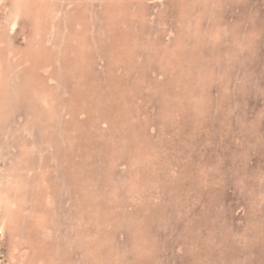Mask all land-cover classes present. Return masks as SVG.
Masks as SVG:
<instances>
[{"label": "rangeland", "instance_id": "374dc122", "mask_svg": "<svg viewBox=\"0 0 264 264\" xmlns=\"http://www.w3.org/2000/svg\"><path fill=\"white\" fill-rule=\"evenodd\" d=\"M105 1H108L110 6L109 3L114 0ZM105 1L52 0V8L55 6L60 12L56 18L60 28L54 32L52 38H48L43 32L49 28L48 25L44 28L48 23L45 17L42 18L45 23L41 22L42 19L38 23L32 16L31 18L29 14L23 13L18 19L17 31H13L7 18L15 8L14 0H0V57L4 68L0 77V91L3 92L0 96V189L7 185V178L11 175H18L20 180L23 178L21 181L29 184V181L33 182L39 177L38 170L46 168L51 191L53 196L55 195L53 206L47 207L49 215L43 228H40L35 218L29 217L27 212L21 215L17 210L11 217L6 218L5 207L0 206V264H20L23 251L20 249V253L13 252V245L19 243L29 249L22 264H30L34 258L35 261H47V251L49 252L52 246L53 251L48 254L53 257L51 262L57 264H102L101 258L97 262L102 253L103 258L106 257L103 264H112L111 257H114L115 251L116 256L122 259L119 258L121 262L125 260L126 264H264V0H209V7L204 5L205 0H187L190 4L188 9H185L186 14L189 12L188 17L179 14L182 9L180 0H122L118 3L122 10L115 13L110 12L111 9L109 10ZM195 1L199 2L198 5L194 4ZM85 6L90 10L87 11ZM83 11L85 13L82 15ZM79 16L81 19L84 16V21L86 19L91 23L86 22L87 25H83L81 21L85 30H88L85 31L83 26V30L78 28L79 35H76V38L79 42L74 41L71 44L69 40V46H72L69 47L68 43L63 42H68L66 36L72 40L75 38V33L69 30V24ZM113 18L117 21L120 19V23H116ZM41 23L43 27L41 26L40 33L43 35L40 38L46 42L36 44V32L39 33ZM213 26L219 29L218 37L211 35L214 34ZM109 27L114 28L111 30ZM226 29L229 31L226 32ZM110 30L112 33H109ZM113 33L116 34L113 36ZM86 34L89 38H86ZM87 39H90V43ZM177 41H187L181 53V64L177 58L170 64L164 63V57L172 54L166 48H156V52L150 49L153 43L161 47L162 42L168 49H174V43H179ZM78 43L81 46H89V50L87 48L82 51H88L83 54L89 63L86 70L83 68L87 73L83 69L80 70L81 68L77 69L76 64L72 68H76L75 71L64 74L65 67L61 56L66 52L65 55L71 57L70 65L72 62L75 64L74 56H70V53L72 54L73 47L79 46ZM33 44L36 46L34 49ZM66 47L69 49H65ZM14 53L19 55V64L22 67L12 68ZM120 55L126 58L127 63ZM119 56L123 61L117 59ZM26 59L29 61H24ZM110 61L113 62L112 66ZM45 62L51 64L52 74L41 72L43 80L46 82L50 75L57 79L56 83L51 85V88H54L53 96L57 97H54V103L52 102L56 116L52 120L57 118L58 122L54 120L53 125L50 124V119L48 120V107L43 108V105L39 104V96L31 92L33 86L28 81L29 74L37 71V67H41ZM141 71L144 75H140ZM190 71L191 73H188ZM140 76L144 77L141 79H145V85L141 79L139 82ZM180 78L182 82H179ZM4 82L6 88H2ZM77 83H82V86ZM9 88L12 95L9 94ZM66 91L67 96L64 93ZM73 97L75 98L72 99ZM83 97L88 99L84 101ZM59 99H65L66 102ZM86 100L87 104L83 103ZM82 105L83 108H80ZM86 106L88 108H85ZM77 108L81 109V114H78L80 111ZM106 119H109L108 122H105ZM75 137L78 138V143ZM70 141L71 145L75 143L73 148L68 144L72 151L66 144ZM24 143L30 146H25V149ZM150 147L152 151L147 150ZM144 153L151 155L149 157ZM132 164L136 167L131 166ZM142 165H145V168ZM70 167L76 170L69 171ZM71 172L73 174H70ZM75 172L79 174V178ZM141 173H146V176L143 177ZM8 174H11L10 177ZM83 177L90 178L93 186L89 180L85 184L86 179L83 181ZM77 183L80 188H88V194L87 190H80ZM125 189L130 193L128 196ZM36 192L29 188L27 194L25 193L26 199L24 198L23 202L26 209L31 206L34 209L38 207L37 201L33 199L36 197L33 193ZM10 194L13 199L20 197L15 191ZM106 194L111 195L109 197ZM123 197L125 198L122 199ZM101 198H105V202ZM44 204L43 202L39 207L44 208ZM81 208L84 209L82 214L86 220L88 218L95 221H89L88 224L82 222L86 225L82 230L78 228L82 217V214H79L82 212ZM88 214L90 218L87 217ZM104 220H111L113 224L99 228L96 222L100 221L103 225ZM97 228L100 230L97 233L98 240L95 236ZM81 234L88 235L89 239L79 240ZM39 238L43 239L44 248H40ZM135 240L142 241V247Z\"/></svg>", "mask_w": 264, "mask_h": 264}, {"label": "bare ground", "instance_id": "6f19581e", "mask_svg": "<svg viewBox=\"0 0 264 264\" xmlns=\"http://www.w3.org/2000/svg\"><path fill=\"white\" fill-rule=\"evenodd\" d=\"M54 1V0H53ZM60 1V0H59ZM105 1V0H104ZM114 1H116V0H114ZM111 2V3H109L110 4V6L108 5V1L106 2L105 1V3L109 6V10H110V12H113V13H115L117 10H122L121 8H120V6H119V4L118 3H121V1L122 0H117V2ZM158 1V0H157ZM197 1V0H196ZM196 1H195V3L194 4H197L198 5V3H196ZM200 1V0H199ZM206 2H204V5L206 6V7H209L208 6V4H209V0L207 1V0H205ZM51 2H52V0L50 1V0H14V7L15 8H13V6H11L12 8H13V11L12 12H10V14H8L9 16V18H7V20L10 22V28L14 31V30H16L17 29V27H18V19H20V17H21V15L24 13V14H29V16L33 19V20H36V22L38 21V23H39V21H41V19L43 18L44 19V17L47 19V21H48V23H46L44 26V28H46V25H48L49 26V28H47V29H45V30H47V31H45L44 29V34H46V35H48V38H52L53 37V35H54V32L55 31H57V30H59V28H60V26L58 27V23H57V21H56V18H57V15L60 13L59 12V10H57L56 8H52V4H51ZM54 3V2H53ZM57 3H59V2H57ZM104 3V2H103ZM104 3V4H105ZM203 3V2H202ZM9 4V3H8ZM56 4V3H55ZM70 4V3H69ZM90 4V3H89ZM89 4H87V5H89ZM117 4H118V6H117ZM79 5V4H78ZM43 6V7H42ZM72 6V5H71ZM91 6V5H90ZM89 6V7H90ZM180 6L182 7V9L180 10V12H179V14L180 15H186L187 17H188V15H189V12H188V14H186V10L185 9H188V7L190 6V4L188 3V1L186 0V2H184V0H180ZM186 6V7H185ZM211 6V5H210ZM43 9H42V8ZM47 7V8H46ZM57 7V6H56ZM105 7H107V6H105ZM10 8V7H9ZM11 8V9H12ZM42 10H41V9ZM52 8V9H51ZM67 8V7H66ZM81 9H82V7H80ZM80 8L78 9V10H80ZM119 8V9H118ZM199 8V7H198ZM213 7L211 6V9H212ZM216 8V7H215ZM63 9V8H62ZM85 9H86V6H85ZM105 8L103 7V10H104ZM107 9H108V7H107ZM125 8H123V10H124ZM64 10H65V7H64ZM73 10V9H72ZM78 10H75L76 12L78 11ZM87 10V9H86ZM85 10V11H86ZM90 9L88 8V10L87 11H89ZM129 10V9H128ZM61 11V10H60ZM66 11V10H65ZM70 11V10H69ZM74 11V10H73ZM85 11H83V13H81L82 15L85 13ZM108 11V10H107ZM127 11V10H126ZM143 11V10H142ZM145 11V10H144ZM143 11V12H144ZM179 11V10H178ZM64 12V11H63ZM71 12V11H70ZM82 12V11H81ZM98 12V11H97ZM105 12V11H104ZM146 12V11H145ZM144 12V13H145ZM78 13H80V11L78 12ZM78 13H76V14H78ZM106 13V12H105ZM178 13V12H177ZM199 13V12H198ZM68 14L70 15V13L68 12ZM67 14V15H68ZM72 14V13H71ZM74 14V13H73ZM72 14V15H73ZM80 14V15H81ZM109 14V13H108ZM119 13H117V15H118ZM145 14H147V13H145ZM68 15V16H69ZM182 15V16H183ZM87 15L85 14V17H86ZM103 16V15H102ZM112 16H114L113 14H112ZM148 16V15H147ZM84 16L82 17V19H81V17L79 16V17H76V19H75V21L73 22V19H72V21H70V23L71 24H69V25H71L70 27V31L71 32H73V33H75V40L73 39H71V38H69L68 36H66L67 37V39H68V42H67V40H65L66 42H63L64 44L66 43H68V46H69V44L71 43V44H73V42L74 41H78L79 42V39L78 38H76V35H79V31L77 30L78 28L79 29H81V27L83 26V25H85L86 24V22H87V20L85 19V21H84V18H85ZM88 17H89V13H88ZM104 17V16H103ZM116 17V16H115ZM121 17V16H120ZM60 18V17H59ZM142 18V17H141ZM179 19H180V17H178ZM185 17H183V19H184ZM43 19H42V21L41 22H44L43 21ZM49 19H50V21H49ZM70 19V18H69ZM89 19V18H88ZM182 19V18H181ZM32 20V21H33ZM99 20V19H98ZM113 20L114 21H117V19L115 20V18H113ZM119 20L120 19H118V21L116 22V23H118L119 22ZM178 20V19H177ZM81 21H83V25L81 24L82 22ZM110 21V20H109ZM126 21H127V19H126ZM185 21V20H184ZM35 22V21H34ZM72 22H73V24H72ZM88 22H90V21H88ZM88 22H87V24H88ZM107 22V21H106ZM111 22V21H110ZM181 22V21H180ZM45 23V22H44ZM67 23V22H66ZM91 23V22H90ZM89 23V24H90ZM120 23V22H119ZM118 23V24H119ZM184 22H182V24H183ZM9 24V23H8ZM37 24V23H36ZM62 24H64V23H62ZM86 24V25H87ZM106 24V23H105ZM112 24V23H111ZM34 25H35V23H34ZM33 24H32V27L34 26ZM37 25H39V24H37ZM66 25V24H65ZM114 25H115V23H114ZM143 25V24H142ZM192 25V24H191ZM190 25V26H191ZM42 23L40 24V27H39V29H38V31H39V33L38 32H36V44H38V43H45L46 42V40H44V39H41L40 37L43 35V34H41L40 33V31L42 30ZM110 26V25H109ZM118 26V25H117ZM128 26V25H127ZM164 26V25H163ZM185 26V25H184ZM184 26H182L183 28H184ZM194 26V25H193ZM195 26L196 27H198L197 26V24H195ZM35 27H36V25H35ZM63 27V26H62ZM62 27H61V29H62ZM87 27V26H86ZM226 27V26H225ZM7 28H8V25H7ZM34 28V27H33ZM83 28H84V30L86 29L85 28V26H83ZM88 28V27H87ZM114 28V27H113ZM113 28L111 29L110 27H109V29H111V30H113ZM116 28V27H115ZM193 29V27H190V29ZM213 28H214V26H213ZM10 29V30H11ZM49 29V30H48ZM107 29V28H106ZM106 29H105V32H106ZM109 29H107V30H109ZM185 29H187V28H185ZM184 29V30H185ZM189 29V28H188ZM191 29V30H192ZM196 29V28H195ZM199 29V28H198ZM1 30V29H0ZM35 30V29H34ZM81 30H83V29H81ZM88 30V29H87ZM87 30H85V31H87ZM102 30V29H101ZM110 30V31H111ZM227 30L228 29H226V32H227ZM17 31V30H16ZM35 31H37V30H35ZM34 31V32H35ZM61 31V30H60ZM64 31H66L65 29H64ZM109 31V33H112V31L110 32ZM115 31V30H114ZM113 31V32H114ZM180 31V30H179ZM200 31H201V29H200ZM205 31V30H204ZM229 31V30H228ZM10 32V31H9ZM33 32V33H34ZM42 32V33H43ZM190 32V31H189ZM213 32V31H212ZM211 32V33H212ZM0 33H2V32H0ZM64 33V32H63ZM180 33V32H179ZM195 33H197V32H195ZM202 33V32H201ZM206 33V32H205ZM220 32H219V29H217V28H214V34H211L212 36L214 35L215 37L217 36L218 37V34H219ZM230 33V32H229ZM12 34V33H11ZM10 34V35H11ZM65 34V33H64ZM67 34V33H66ZM82 34V33H81ZM114 34H116V33H113L112 35L114 36ZM194 34V33H193ZM34 35H35V33H34ZM82 35H84V34H82ZM87 35V34H86ZM85 35V36H86ZM179 35V34H178ZM190 35V34H189ZM200 35V33L198 34V36ZM220 35V34H219ZM4 36V35H3ZM50 36V37H49ZM71 36V35H70ZM158 36V35H157ZM180 36H182V35H180ZM213 36V37H214ZM45 37V36H44ZM73 37V36H72ZM193 37H195V36H193ZM205 37H206V35H205ZM221 37V36H220ZM86 38H89L88 37V35H87V37ZM183 38H184V36H183ZM186 38H187V36H186ZM202 38H204V35H203V37ZM108 39V38H107ZM123 39V38H122ZM160 39V38H159ZM178 39H180V38H178ZM206 39V38H205ZM208 39V38H207ZM50 40V39H49ZM69 40H71V42L69 41ZM88 40V39H87ZM90 40V39H89ZM89 40H88V42H89ZM109 40V39H108ZM107 40V41H108ZM147 40V39H146ZM195 40H197V39H195ZM208 40H210V38L208 39ZM219 41H220V39H218ZM236 40V39H235ZM45 41V42H44ZM51 41H52V39H51ZM92 41V40H91ZM118 41V40H117ZM2 42H3V40H2ZM70 42V43H69ZM75 42V45L77 44ZM85 42V41H84ZM92 42H94V41H92ZM98 42V41H97ZM177 42H179V43H174V49H175V47H176V49H175V51H174V49L173 48H170V49H168L167 48V45H165V44H163V42H162V44H161V47H160V45H158L157 43H153V46L150 48L152 51H155L156 50V48L158 49H161V50H164L163 48H166L168 51H169V53H172L169 57L167 56H165L164 58H165V62L164 63H168V64H170L171 63V61L174 59L175 60V58H177V60H179V64H181V53H182V51H183V49H184V47H185V45H187V41H186V43H180V41H177ZM215 42V41H214ZM234 42V41H233ZM0 43H1V40H0ZM90 43V42H89ZM88 43V44H89ZM116 43H118V42H116ZM46 44H48V43H46ZM79 44V46H75V47H73L72 48V54L70 53V56L72 55V56H74L73 57V59H74V61H76L75 62V64H74V62H72V65H70V60H71V57H68V56H66L65 54H66V52H64L63 54L65 55H62L61 56V58H62V62L64 63H61V64H63L62 66L63 67H65L63 70H64V74H70L71 73V71L72 70H74V69H72L73 68V66L74 65H76L75 67H77V69H80V70H82L83 68L85 69V68H87V66H88V64L89 63H87V61L85 60L86 58H85V56L83 55L84 53H86V51L87 50H89V46L87 45V46H84V44L81 46V44L80 43H78ZM92 44H94V43H92ZM97 44V43H96ZM98 44H99V42H98ZM111 43H109V46H111L112 47V45H110ZM141 44V43H140ZM1 45V44H0ZM3 45V44H2ZM50 45V44H49ZM144 45V44H143ZM195 45V44H194ZM60 46H62V45H60ZM59 46V47H60ZM67 46V45H66ZM91 46V45H90ZM122 46H124V45H122ZM50 47H51V45H50ZM58 47V48H59ZM69 47H72V46H69ZM93 47H94V45H93ZM107 47H108V45H107ZM131 47V46H130ZM133 47V46H132ZM145 47V46H144ZM1 48V47H0ZM34 48H36V46H35V44H33V46H32V49H34ZM54 48V47H53ZM62 48V47H61ZM88 48V49H87ZM31 49V48H30ZM44 49V48H43ZM65 49H69L68 47H66ZM83 49H87V50H84L85 52H83L82 53V51H83ZM112 49V48H111ZM140 49V48H139ZM158 49V50H159ZM187 48H185V50H186ZM2 50L5 52V50L2 48ZM7 50V49H6ZM37 50V49H36ZM53 50V49H52ZM59 50V49H58ZM123 50V49H122ZM142 50H143V48H142ZM148 50V49H147ZM160 50V51H161ZM7 51H9V50H7ZM39 51V50H38ZM47 51V50H46ZM79 51H81L80 53H79ZM92 51V50H91ZM112 51V50H111ZM141 51V50H140ZM167 51V52H168ZM40 52V51H39ZM44 52H45V50H43V54H44ZM50 52V51H49ZM53 52V51H52ZM88 52V51H87ZM90 52V51H89ZM156 52V51H155ZM162 52V51H161ZM177 52V53H176ZM13 53V52H12ZM17 53H19V52H17ZM46 53V52H45ZM55 53V52H54ZM103 53V52H102ZM128 52H124V54H127ZM158 53V52H157ZM168 53V54H169ZM19 54H21V53H19ZM42 54V53H41ZM50 54H52V53H50ZM59 54V53H58ZM80 54V55H79ZM120 54V53H119ZM129 54V53H128ZM139 54V53H138ZM143 54H144V52H143ZM33 55L34 56H36L34 53H33ZM38 55H39V53H38ZM45 56H46V54H44ZM48 55V54H47ZM109 55H111V54H109ZM137 55V54H136ZM135 55V56H136ZM140 55V54H139ZM150 55V54H149ZM162 55V54H161ZM8 56V55H7ZM12 56V55H11ZM13 56H15L14 57V64H13V62H12V68H16V67H20L21 65L19 64V59H18V56L19 55H17L16 53H14V55ZM40 56V55H39ZM43 56V55H42ZM121 56V55H120ZM120 56H119V58L117 57V59L118 60H120L121 58H120ZM126 56H128V55H126ZM134 56V55H133ZM122 57V56H121ZM158 57H159V55H158ZM110 58V57H109ZM124 57H122V59H123ZM136 58V57H135ZM88 59V58H87ZM99 59V58H98ZM98 59H97V61H98ZM111 59V58H110ZM113 59L115 60V58L113 57ZM116 59V60H117ZM125 60L124 61H126V63H127V60H126V58H124ZM128 59H129V56H128ZM138 59V58H137ZM140 59H141V57H140ZM152 59L153 60H155L154 59V57L152 56ZM35 60V59H34ZM90 60V59H89ZM92 60V59H91ZM94 60H95V58H94ZM6 61H8V60H6ZM11 61V60H10ZM24 61H29V59H26V60H24ZM58 61V60H57ZM120 61H123V60H120ZM140 61V60H139ZM35 62V61H34ZM37 62V61H36ZM35 62V63H36ZM39 62V61H38ZM92 62V61H91ZM111 62V61H110ZM119 62V61H118ZM117 62V63H118ZM177 62V61H176ZM186 62V61H185ZM7 63V62H6ZM31 63V62H30ZM95 63H96V61H95ZM112 63L113 62H111V65L110 66H112ZM121 63H123V62H121ZM120 63V64H121ZM133 63V62H132ZM151 63H153V61L151 62ZM157 63V62H156ZM8 64V63H7ZM57 64H59V63H57ZM61 64H60V67H61ZM108 64H109V62H108ZM184 64V63H183ZM54 65H56V62L54 63ZM144 65H146L145 63H144ZM150 65V64H149ZM152 65V64H151ZM166 65V64H165ZM8 66V65H7ZM23 66H24V63H23ZM32 66H35V65H32ZM38 66V65H37ZM139 66V65H138ZM137 66V67H138ZM141 66V65H140ZM153 66V65H152ZM177 66H178V64H177ZM183 66V65H182ZM189 66V65H188ZM22 67V66H21ZM29 67V66H28ZM58 67V66H57ZM79 67V68H78ZM91 67H92V64H91ZM118 67V66H117ZM142 67V66H141ZM175 67V66H174ZM36 68V67H35ZM50 68H51V64L50 63H48V62H45V63H43V65L41 66V67H37V71H34V72H31L30 74H29V80L28 81H30V83H31V85L33 86L32 87V91L31 92H33V94L35 95V96H39V100H40V103L39 104H41V105H43V108H46V107H48L47 108V111H48V113H50L49 114V117H48V120L49 121H51L50 122V124L51 125H53L52 124V122L55 120V119H53L52 120V118L55 116V107L53 106V104H52V102L54 103V97H56V95L55 96H53V93H52V90H54V88H51V85H53V84H55L56 83V81H57V79H56V77H55V79L52 77V75H50V76H48V78H47V80H46V82L43 80V76L41 75L42 73L41 72H45V73H51L50 72ZM145 68V67H144ZM165 68V67H164ZM167 68H168V65H167ZM2 69H4V68H2V62H1V57H0V77H2ZM83 69V70H84ZM90 69V68H89ZM110 69H111V67H110ZM132 69V68H131ZM142 69V68H141ZM159 69V68H158ZM163 69V68H162ZM198 69V68H197ZM75 70H76V68H75ZM74 70V71H75ZM86 70V69H85ZM84 70V71H85ZM91 70V69H90ZM115 70V69H114ZM137 70H139V69H137ZM199 71H201L200 70V68L198 69ZM197 70V71H198ZM40 71V72H39ZM116 71V70H115ZM144 71V70H143ZM143 71H141L142 72V74L140 73V75H144L143 73ZM159 71V70H158ZM163 71V70H162ZM186 71H189V70H187L186 69ZM17 72V71H16ZM86 72V71H85ZM114 72V71H113ZM164 72V71H163ZM21 73V72H20ZM58 73H59V71H58ZM74 73V72H73ZM72 73V74H73ZM76 73V72H75ZM80 73V72H79ZM87 73V72H86ZM110 73L112 74V71H110ZM181 73H183V72H181ZM188 73H191V71L190 72H188ZM23 74V73H22ZM44 74V73H43ZM52 74V73H51ZM56 74V73H55ZM67 74V75H68ZM81 74V73H80ZM85 74V73H84ZM61 75V74H60ZM65 76L64 75V77H68V76ZM76 75V74H75ZM79 75V74H78ZM78 75H76V76H78ZM82 75V74H81ZM186 75V74H185ZM199 75V74H198ZM203 75V74H202ZM208 75V74H207ZM211 75V74H210ZM6 76H7V74H6ZM86 76H88L87 74H86ZM162 76V75H161ZM7 77H9V76H7ZM6 77V78H7ZM73 77V76H72ZM80 77V76H79ZM141 77L142 78H144L143 76H140V78H139V82H140V79H141ZM184 77V76H183ZM16 78V77H15ZM80 78H82V79H84L83 77H80ZM114 78V77H113ZM113 78H112V80H113ZM61 79V78H60ZM68 79V78H67ZM81 79V80H82ZM210 79H211V77H210ZM91 80V79H90ZM145 79H141V81H142V84H143V81H144ZM180 81L179 82H182L181 81V78L179 79ZM209 80V79H208ZM26 81V80H25ZM71 81V80H70ZM5 82H6V80H5ZM5 82H4V84L2 85L3 87L2 88H6V85H5ZM12 82V81H11ZM116 82V81H115ZM58 83V82H57ZM78 83H80V81L78 82ZM77 83V84H78ZM111 83V82H110ZM146 83V82H145ZM82 84V83H81ZM79 85V86H82V85ZM147 84H148V81H147ZM147 84H146V86H147ZM182 84V83H181ZM143 85H145V84H143ZM143 85H142V87H143ZM165 85V84H164ZM168 85V84H167ZM10 86V85H9ZM12 86V85H11ZM10 86V87H11ZM60 86V85H59ZM83 86H85V84L83 85ZM108 86H109V84H108ZM163 86V85H162ZM87 87V86H86ZM140 87V86H139ZM138 87V88H139ZM14 88V87H13ZM72 88V87H71ZM165 88V87H164ZM10 89V88H9ZM68 89V88H67ZM80 89V88H79ZM85 89V88H84ZM162 89V88H161ZM2 90V89H1ZM13 90V89H12ZM70 90V89H69ZM10 91V93L9 94H11V89L9 90ZM8 91V92H9ZM84 91V90H83ZM96 91V90H95ZM98 91V90H97ZM7 92V93H8ZM67 92L68 91H66V92H64V93H66L65 95L67 96ZM81 92V91H80ZM206 92V91H205ZM6 93V94H7ZM14 93H16V92H14ZM70 93V92H69ZM84 93V92H83ZM85 93H87V92H85ZM92 92H90V94H91ZM207 93V92H206ZM3 94V92L1 93V91H0V96ZM63 94V93H62ZM76 94V93H75ZM79 94V93H78ZM200 94V93H199ZM12 95V94H11ZM58 95V94H57ZM61 95V94H60ZM59 95V96H60ZM82 95V94H81ZM85 95V94H84ZM92 95V94H91ZM203 95V94H202ZM201 95V96H202ZM205 95V94H204ZM212 95V94H211ZM20 96V95H19ZM25 96V95H24ZM59 96H58V98H59ZM70 96V95H69ZM75 96V95H74ZM96 96V95H95ZM201 96H200V98H201ZM5 97V96H4ZM7 97V96H6ZM72 97V96H71ZM85 97V96H84ZM83 97V98H84ZM87 97H89V94L87 95ZM9 98V97H8ZM7 98V99H8ZM27 98V97H26ZM57 98V97H56ZM75 97H73L72 99H74ZM77 98H78V96H77ZM76 98V99H77ZM92 98V97H91ZM90 98V99H91ZM70 100H72L71 98H69ZM80 101L82 100L81 98H80V96H79V98H78ZM85 99H88V98H84V101H85ZM59 100H61V99H59ZM109 100V99H108ZM2 102V106H3V100H1ZM61 101H65V99L64 100H61ZM61 101H59L60 103H61ZM67 101L69 102V100H68V98H67ZM83 101V100H82ZM199 101V100H198ZM31 102H33V104L35 103L34 101H31ZM66 102V101H65ZM87 100H86V102H83V103H86L87 104ZM70 103V102H69ZM72 103V102H71ZM81 103V102H80ZM79 103V104H80ZM22 104V103H21ZM37 105H38V103H36ZM62 104V103H61ZM75 104V103H74ZM77 104V106H78V103H76ZM16 105V104H15ZM36 105V106H37ZM63 105V104H62ZM6 106H7V104H6ZM5 106V107H6ZM57 106V105H56ZM64 106V105H63ZM70 106V105H69ZM68 106V107H69ZM88 106V105H87ZM85 107V108H88V107ZM95 106V105H94ZM1 107V106H0ZM58 107V106H57ZM3 108V107H2ZM58 108H60V106L58 107ZM58 108H56V110H58ZM71 108H72V106H71ZM70 108V109H71ZM80 108H83V105H82V107H80ZM78 109L79 111H80V113H78V114H81V109ZM42 109V108H41ZM61 109H62V106H61ZM43 110H45V109H43ZM83 110V109H82ZM86 110V109H85ZM88 110V109H87ZM6 111V110H5ZM63 111H65V110H63ZM90 111V110H89ZM88 112V111H87ZM90 113V112H89ZM89 113H87V115L89 114ZM59 114V113H58ZM70 114V113H69ZM84 115V114H83ZM82 115V116H83ZM164 115V114H163ZM68 116V115H67ZM79 116H81V115H79ZM103 116H105L106 117V115H103ZM102 116V117H103ZM128 116V115H127ZM4 117V116H3ZM56 117V116H55ZM84 117V116H83ZM87 117V116H86ZM80 118V117H79ZM85 118V117H84ZM101 118V117H100ZM108 118V117H107ZM132 118V117H131ZM61 119V118H60ZM60 119H58V120H60ZM102 119V118H101ZM100 119V120H101ZM135 119V118H134ZM56 120H57V118H56ZM55 120V121H56ZM107 121H105V122H108V120L109 119H106ZM127 120H129V119H127ZM133 120V119H132ZM200 120V119H199ZM92 121V120H91ZM131 121V120H130ZM56 122H58V121H56ZM55 122V123H56ZM111 122V121H110ZM128 122V121H127ZM54 123V124H55ZM132 123V122H131ZM133 123H134V121H133ZM47 124V123H46ZM74 125V124H73ZM78 126V125H77ZM123 126V125H122ZM121 126V127H122ZM126 127H128V125H125ZM53 127V126H52ZM70 127V126H69ZM76 127V126H75ZM48 128H49V131H50V126L48 125ZM66 129V128H65ZM67 130H68V128H67ZM73 130V129H72ZM69 133V132H68ZM71 133V132H70ZM82 135V134H81ZM72 137V136H71ZM138 137V136H137ZM66 139L68 138V137H65ZM76 138V137H75ZM77 139L78 138H76V141H77ZM80 139V138H79ZM71 140H75V139H71ZM25 140H23V142H24ZM68 141V140H67ZM66 141V142H67ZM69 142V141H68ZM137 142V141H136ZM26 143V142H25ZM25 143H24V147L25 146H27V145H25ZM64 143H65V140H64ZM71 141H70V143H66L67 144V146H68V148H70L69 147V145L68 144H70V146L73 148L74 146H75V143L74 144H72V145H74V146H72L71 145ZM77 143H78V141H77ZM77 143H76V145H77ZM28 144V143H27ZM134 144V143H133ZM143 144V143H142ZM32 145V144H31ZM30 146V145H29ZM29 146H27V147H29ZM36 146V145H35ZM66 146V145H65ZM66 146V147H67ZM122 147V146H121ZM136 147V146H135ZM140 147V146H139ZM147 147V146H146ZM32 148V147H31ZM30 148V149H31ZM75 148H77V146L75 147ZM113 148V147H112ZM138 148V147H137ZM152 147H150V149H147L148 151L149 150H153V149H151ZM25 149H26V147H25ZM29 149V148H28ZM115 149V148H114ZM121 149V148H120ZM69 150V149H68ZM70 150L72 151V149L70 148ZM76 150H78V149H76ZM122 150V149H121ZM138 150V149H137ZM136 150V151H137ZM32 151V150H31ZM70 151V152H71ZM75 151V150H74ZM124 151V150H123ZM122 151V152H123ZM147 151V152H148ZM118 152V151H117ZM116 152V153H117ZM170 152V151H169ZM184 152V151H183ZM23 154H24V152H22ZM26 153H28V152H26ZM25 153V154H26ZM32 153V152H31ZM119 153V152H118ZM121 153V152H120ZM130 153V152H129ZM138 153V152H137ZM137 153H135L136 155H137V158H138V154ZM149 153V152H148ZM148 153H147V155L146 156H149L150 157V155L151 154H149L148 155ZM29 154V153H28ZM143 154V153H142ZM22 155V154H21ZM20 155V156H21ZM67 155H69V151L67 152ZM74 155V154H73ZM112 155V154H111ZM118 155H120V154H118ZM133 155V157H135V155L134 154H131V156ZM153 155V154H152ZM63 156V155H62ZM86 156V155H85ZM116 156V155H115ZM120 156H122V155H120ZM154 156V155H153ZM65 157H67L66 155H65ZM77 157V156H76ZM113 157V156H112ZM141 157V156H140ZM21 158V157H20ZM68 158V157H67ZM82 158V157H81ZM87 158V157H86ZM122 158V157H121ZM65 159V158H64ZM69 159V158H68ZM71 159V158H70ZM69 159V160H70ZM84 159V158H83ZM116 159V158H115ZM142 159H144V158H142ZM150 159V158H149ZM148 159V160H149ZM75 160L77 161V159L75 158ZM79 160V159H78ZM107 160H110V159H107ZM145 160V159H144ZM18 161V160H17ZM23 161H24V159H23ZM22 161V162H23ZM52 161V160H51ZM54 161V160H53ZM56 161V160H55ZM54 161V162H55ZM58 161H59V159H58ZM63 161H65V160H63ZM62 161V162H63ZM67 161V160H66ZM114 161V160H113ZM119 161V160H118ZM106 162H108V161H106ZM130 162V161H129ZM148 162V161H147ZM70 163V162H69ZM75 163V162H74ZM113 163H115V162H113ZM134 163V162H133ZM137 163H139V162H137ZM145 163V162H144ZM170 163V162H169ZM59 164H61V162L59 163ZM73 164V163H72ZM118 164H119V162H118ZM117 164V165H118ZM146 164V163H145ZM205 164V163H204ZM208 164V163H207ZM19 165V164H18ZM47 165V164H46ZM46 165L44 166V167H46ZM62 165V164H61ZM60 165V166H61ZM63 165H65V163L63 164ZM76 165V164H75ZM83 164H81V166H82ZM126 165V164H125ZM152 165V164H151ZM154 165V164H153ZM26 166V165H25ZM30 166V165H29ZM50 166H52V165H50ZM55 166V165H54ZM116 166V165H115ZM131 166H133V164L131 165ZM143 166V168H145V165H142ZM185 166V165H184ZM78 167V166H77ZM83 167V166H82ZM82 167H79L80 169L82 168ZM89 167H91V166H89ZM112 167H114V166H112ZM129 167H130V165H129ZM133 167H136V165H134ZM156 167V166H155ZM54 168V167H53ZM52 168V169H53ZM149 168V167H148ZM21 169V168H20ZM55 169V168H54ZM71 167L69 168V171H74V170H76V169H71ZM84 169V168H83ZM86 169V168H85ZM141 169V168H140ZM139 169V170H140ZM154 169V168H153ZM57 170V169H56ZM137 170V169H136ZM156 170V169H155ZM26 171V170H25ZM54 171V170H53ZM72 171V172H73ZM85 171V170H84ZM110 171H111V169H110ZM135 171V170H134ZM141 171V170H140ZM143 171H145V170H142V172ZM20 172H21V170H20ZM27 172H28V170H27ZM55 172V171H54ZM53 172V173H54ZM70 173V174H73V173ZM80 172V171H79ZM136 172V171H135ZM147 172V171H146ZM148 172L150 173L151 172V170L149 171L148 170ZM10 173V172H9ZM76 173V172H75ZM82 173V172H81ZM90 173H92V172H90ZM108 173V172H107ZM21 174H22V172H21ZM25 174V173H24ZM38 174H39V177L35 180V181H29L30 183V185L28 184V183H25L24 181H21L20 180V176H18V175H15V176H13L12 177V175H11V177H10V175H9V179L7 178V180H8V182H7V185H5V187L3 188V189H0V206H4L5 207V212H6V218H9V217H11V214L12 213H14V211H17V210H19V212H20V214L22 213V214H24V213H28L27 215L29 216V217H33V218H35V222H36V224L37 225H39L40 226V228H43V226H44V224L46 223V219L48 218V215H49V212H47V207H52L53 206V197L55 196H53V193H52V191H51V187H50V185H51V183H50V181H48V179H49V174H48V171H47V169L45 168H43V169H40V170H38ZM76 174H78V173H76ZM126 174V173H125ZM128 174V173H127ZM130 174V173H129ZM138 174V173H137ZM136 174V175H137ZM144 174H146V173H141L140 175H143V177L144 176H146V175H144ZM23 175V174H22ZM32 175H34V174H32ZM31 175V176H32ZM68 175V174H67ZM135 175V174H134ZM135 175V176H136ZM193 175V174H192ZM4 176V175H3ZM5 176H6V173H5ZM4 176V177H5ZM25 176H26V174H25ZM35 176H36V174H35ZM35 176H34V178H35ZM70 176V175H69ZM76 176V175H75ZM107 176H109L108 174H107ZM138 176V175H137ZM148 176V175H147ZM7 177V176H6ZM24 177V176H23ZM78 178H79V174H78V176H77ZM81 177V176H80ZM85 177H87V176H85ZM90 177V176H89ZM124 177H126V175L124 176ZM142 177V176H141ZM149 177V176H148ZM186 177H188V176H186ZM30 177H28V179H29ZM64 178H66V177H64ZM70 178V177H69ZM68 178V179H69ZM72 178H73V175H72ZM88 178V177H87ZM87 178H85L86 179V182H85V184L87 183V180H89V182H90V178L89 179H87ZM106 178V177H105ZM134 178V177H133ZM139 178V177H138ZM150 178V177H149ZM3 179V178H2ZM33 180V178H30L29 180ZM84 179V177H83V181L85 180ZM109 179V178H108ZM112 179V178H111ZM137 179V178H136ZM140 180H141V178H139ZM173 179V178H172ZM91 180H93L92 178H91ZM128 180V182H130L129 181V179H127ZM65 181V180H64ZM69 181H70V179H69ZM69 181H67V182H69ZM71 181H72V179H71ZM79 181V180H78ZM94 181V180H93ZM108 181V180H107ZM109 181H111V180H109ZM108 181V182H109ZM137 181V180H136ZM5 182V181H4ZM63 182V181H62ZM106 182V181H105ZM133 182V181H132ZM140 182V181H139ZM141 182H143V181H141ZM66 183V182H65ZM71 183V182H70ZM80 183H81V181H80ZM91 184H92V186H93V182H90ZM110 184L112 183V182H109ZM125 183V182H124ZM134 183H136V182H134ZM2 184V183H1ZM91 184H89L90 186H91ZM95 184V186H96V184L97 183H94ZM108 184V183H107ZM138 185L139 184H141V183H137ZM156 184H158V182L156 183ZM63 185V184H62ZM9 186V187H8ZM81 186H82V183H81ZM84 186V185H83ZM102 186V185H101ZM110 186V185H109ZM109 186H107V188L109 187ZM134 186H135V184H134ZM152 186V185H151ZM156 186V185H155ZM171 186V185H170ZM1 187V186H0ZM60 187H61V185H60ZM63 187V186H62ZM77 187H79L78 186V183H77ZM87 187V186H86ZM96 187H99V186H96ZM113 187H114V184H113ZM112 187V188H113ZM120 187V186H119ZM130 187V186H129ZM29 188H31V189H33L34 191L36 190L37 192L36 193H33V194H35L36 195V197H33V199L34 200H36L37 201V203H38V207L37 208H33L32 206H31V208L29 207L28 209H26V206H25V203L23 202V199L25 198V193L27 194V192H28V189ZM93 188V187H92ZM101 188V187H100ZM104 188H105V186H104ZM125 188V187H124ZM127 188H128V186H127ZM131 188V187H130ZM53 189V188H52ZM77 189V188H76ZM79 189L80 190H82L83 189V191L85 192L88 188H80L79 187ZM94 189V188H93ZM132 189V188H131ZM162 189V188H161ZM26 190V191H25ZM96 190V189H95ZM99 190V189H98ZM101 190H103V189H101ZM108 190H110V188H108ZM117 190V189H116ZM122 190H123V188H122ZM126 190V189H125ZM130 190V189H129ZM133 190V189H132ZM11 191H15V193H18L17 195H19L20 194V197L19 198H16V199H13L10 195V193H11ZM25 191V192H24ZM32 191V190H31ZM100 191V190H99ZM105 191H106V189H105ZM127 191V190H126ZM126 191H125V193H126ZM131 191V190H130ZM136 190H134V192H135ZM137 191H138V189H137ZM87 192H89L88 190L86 191V194H88ZM90 192H91V190H90ZM94 192H96V191H94ZM106 192H108V191H106ZM112 192V191H111ZM115 192V191H114ZM78 193H80V192H78ZM97 193V192H96ZM96 193H93V195L95 194L96 195ZM109 193H110V191H109ZM120 193H122V192H120ZM119 193V194H120ZM128 191H127V196H128ZM21 194H23L22 196H21ZM103 194H105L104 192H103ZM123 194H124V191H123ZM130 194V193H129ZM16 195V196H17ZM31 195V194H30ZM80 195V194H79ZM106 195H109V197H110V195L111 194H106ZM116 195H118V194H116ZM125 195V194H124ZM13 196V195H12ZM76 196V195H75ZM83 196H85V195H83ZM115 196V195H114ZM130 196V195H129ZM133 196H134V194H133ZM133 196H132V200H133ZM27 197V196H26ZM91 197V196H90ZM95 197V196H94ZM100 197V196H99ZM43 198H44V200H43ZM86 198V197H85ZM96 198H98V197H96ZM95 198V199H96ZM113 198V197H112ZM115 198V197H114ZM125 197H123L122 199H124ZM26 199V198H25ZM83 199V198H82ZM93 199V198H92ZM91 199V200H92ZM100 199V198H99ZM104 199V200H103ZM101 198V200L102 201H104L105 202V198ZM108 199V198H107ZM87 200V199H86ZM121 200V199H120ZM127 200V199H126ZM130 200V199H129ZM94 203H96L95 201H94V199L92 200ZM110 201V200H109ZM112 201V200H111ZM26 202V201H25ZM43 202L45 203L43 206H44V208H40L39 206H42V204H43ZM79 202V201H78ZM81 202L82 201H80V204H81ZM116 202V201H115ZM114 202V204H116ZM129 202V201H128ZM23 203H24V205H23ZM132 203V202H131ZM130 203V204H131ZM93 204V203H92ZM109 204H112V203H109ZM120 204V203H119ZM133 204V203H132ZM83 205V204H82ZM84 205H85V203H84ZM83 205V206H84ZM94 205V204H93ZM106 205H107V203H106ZM128 205V204H127ZM78 206V205H77ZM88 206H90V204H88ZM104 206V205H103ZM117 206V205H116ZM86 207V206H85ZM95 207V206H94ZM106 207V206H105ZM119 207V206H118ZM90 208V207H89ZM76 209V208H75ZM87 209V208H86ZM92 209V208H91ZM116 209H118V208H116ZM115 209V210H116ZM120 209V208H119ZM96 210V209H95ZM100 211L102 210V209H99ZM80 211H82V212H79V214L81 215L82 213H83V211H84V209L83 208H81L80 209ZM106 211V210H105ZM123 211V210H122ZM88 212V211H87ZM91 212V211H90ZM96 212V211H95ZM108 212V211H107ZM117 212V211H116ZM115 212V213H116ZM31 213V214H30ZM92 213L94 214V212L92 211ZM91 213V214H92ZM106 213V212H105ZM114 213V212H113ZM114 213V214H115ZM21 214V215H22ZM87 214V213H86ZM92 214V215H93ZM104 214V213H103ZM108 214V213H107ZM123 214V213H122ZM13 215V214H12ZM19 215V214H18ZM14 216H16V215H14ZM20 216V215H19ZM18 216V217H19ZM87 216V215H86ZM91 216V215H90ZM96 216H97V213H96ZM105 216V215H104ZM109 216V215H108ZM138 216V215H137ZM87 217H89V214H88V216ZM131 217H133V216H131ZM22 218V217H21ZM90 218V217H89ZM110 218V217H109ZM5 219V218H4ZM23 220H24V218H22ZM115 219V218H114ZM114 219H111V220H114ZM134 219V218H133ZM30 220V219H29ZM54 221H55V219H53ZM73 220V219H72ZM79 220V219H78ZM111 220H104L103 221V225L102 224H100V221H97L96 223L98 224V226H100L99 228H101V227H109V226H111V224L110 223H112L111 222ZM49 221V220H48ZM86 221V222H85ZM89 221L90 222H92V221H94V220H91V219H88L87 218V220H86V218L84 217V214H82V217H81V220L79 221L80 222V226L78 227V228H81V230L82 229H84V227L86 226L85 224H88L89 223ZM142 221V220H141ZM3 222V224H2V226H4L5 225V221L3 220L2 221ZM8 222V221H7ZM32 222H34V221H32ZM52 222V221H51ZM82 222L83 223H85V224H82ZM95 222V221H94ZM118 222H120V221H118ZM118 222H116V223H118ZM131 222V221H130ZM130 222H128V223H130ZM23 223V222H22ZM114 223H115V221H114ZM133 223H135V222H133ZM8 224V223H7ZM10 224V223H9ZM11 224H12V222H11ZM56 224V223H55ZM113 224V223H112ZM26 225V224H25ZM53 225V224H52ZM57 225V224H56ZM120 225H121V223H120ZM7 226V225H6ZM14 226V225H13ZM55 226V225H54ZM78 226V225H77ZM76 226V227H77ZM117 226V225H116ZM10 227V226H9ZM16 227V226H15ZM25 227V226H24ZM115 227V226H114ZM14 228V227H13ZM18 228V227H17ZM52 228H54V227H52ZM99 228H97V231H96V233H95V236H96V239H97V237L99 236V234H98V236H97V233H98V230H99ZM7 229V228H6ZM16 229V228H15ZM45 229V228H44ZM43 229V230H44ZM1 230H3V229H1ZM9 229H7V231H8ZM14 229H10V231H13ZM46 230V229H45ZM44 230V231H45ZM55 230V229H54ZM56 230H58V229H56ZM49 231H51V230H49ZM74 231H75V229H74ZM100 231V230H99ZM71 232H72V229H71ZM139 232V231H138ZM15 233H17V231L15 232ZM19 233V232H18ZM101 233V232H100ZM25 234V233H24ZM47 234V233H46ZM50 234V233H49ZM53 234H54V232H53ZM127 234V233H126ZM21 235V234H20ZM42 235V234H41ZM12 236V235H11ZM13 236H14V234H13ZM19 236V235H18ZM22 237V236H21ZM43 237V236H42ZM51 237V236H50ZM79 240H81V241H83V238H84V241L86 240V239H89V236L88 235H84V234H81V235H79ZM13 238V237H12ZM20 238V237H19ZM14 240H15V238H14ZM39 240L41 241V242H39L38 244L40 245V248H44V246H42L43 245V243H42V240L43 239H40L39 238ZM98 240V239H97ZM16 241V240H15ZM21 241H23V240H21ZM136 241V240H135ZM137 243H138V245L140 246V247H142V241L141 242H138V240L136 241ZM36 243V242H35ZM54 243V242H53ZM50 245V244H49ZM19 246V247H18ZM51 246H52V244H51ZM50 246V247H51ZM55 246H57V245H55ZM13 247H14V250H13V252L14 253H16V252H18V253H20V249L23 251H21L22 252V254H21V262H20V264H22L23 263V261H25L24 260V258L27 256V254L29 253V249H28V247H26V246H24V244H20L19 243V245H16L15 244V246L13 245ZM49 247V246H48ZM47 247V248H48ZM53 247L54 246H52V248L50 249V248H48V250H49V252L50 251H53ZM58 247V246H57ZM115 247H117V246H115ZM139 247V248H140ZM12 249V248H11ZM24 249V250H23ZM37 249V248H36ZM36 249H35V252H36ZM113 249V251H115L114 249V247L112 248ZM116 249H118V248H116ZM41 250V249H40ZM55 250H56V248H55ZM93 250V249H92ZM92 250H90V251H92ZM47 251V250H46ZM89 251V252H90ZM93 251H95V250H93ZM110 251V250H109ZM118 251V250H117ZM41 253H43L42 251H40ZM48 251H47V258H48V260L46 261V259H45V261L44 260H39V261H35V259L36 258H34V260L31 262L30 261V264H33V263H35V262H40V263H42V264H57V262H51L52 261V259L51 258H53V257H51L52 255L51 254H48L49 253ZM56 252V251H55ZM60 252V251H59ZM61 252H62V250H61ZM65 252V251H64ZM111 252V251H110ZM12 253V252H11ZM44 253H46V252H44ZM96 253V252H95ZM109 253V252H108ZM57 254V253H56ZM59 254V253H58ZM97 254V253H96ZM95 254V255H96ZM113 254H114V252H113ZM120 254V253H119ZM11 255V254H10ZM42 255H46V254H42ZM109 255L111 256V254L109 253ZM117 255V253H116V251H115V254H114V257H111L113 260H111L112 262V264H126V263H124V261L125 260H123L122 262H121V258L120 257H118V256H116ZM39 256V255H38ZM54 256H55V254H54ZM43 257V256H42ZM103 259V261H102V264L103 263H105V261H104V259L106 258H103V253L101 254V255H99L98 256V260H97V262H99V259ZM109 258V257H108ZM107 258V259H108ZM121 260H120V259ZM15 259V258H14ZM39 259V258H38ZM51 259V260H50ZM94 260V259H93ZM109 260V259H108ZM12 262V261H11ZM108 262V261H107ZM93 263V262H92ZM18 264V263H17ZM94 264V263H93ZM99 264H101V263H99Z\"/></svg>", "mask_w": 264, "mask_h": 264}]
</instances>
